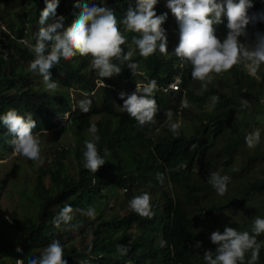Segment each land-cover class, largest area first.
Segmentation results:
<instances>
[{"label":"trees","instance_id":"1","mask_svg":"<svg viewBox=\"0 0 264 264\" xmlns=\"http://www.w3.org/2000/svg\"><path fill=\"white\" fill-rule=\"evenodd\" d=\"M88 2L114 10L118 27L126 37V43L121 47L125 52L134 49L132 37L139 34L126 31L120 21L130 3L135 7V0ZM77 3L82 4L83 0H59L57 15L65 17L66 26L80 15ZM0 4L16 8L13 13L5 12L7 31L0 29V116L9 109H15L25 117L31 115L37 124L34 133L43 135L57 127L55 118L67 115L69 123L66 127L74 138L71 148L55 142L52 148H41L45 162L33 167L35 182L32 186L27 187V177L18 179L21 187L10 182L16 196L20 195L19 203L24 209H13L9 215L11 223L4 220L0 212V264H17L18 260L27 264L29 257L39 256L54 238L61 241L68 264H205L203 258L197 261L190 247L202 234L206 240V233L213 228L223 232L225 225L220 215L232 208L251 211L247 221L227 225L241 231L252 229L254 215L264 218V178L244 184L239 197L233 194L232 201H225L224 197L215 195L207 176L203 181L200 174L191 173L190 163L195 159L202 167L211 166L205 138L209 127L217 139L223 132L233 131L239 116L245 115L251 121L256 113L259 114L261 107L257 106V101L264 100L262 92H254L255 96L251 98L258 111L240 108L241 97L249 100L253 95H245L248 94V83L244 82L247 73L242 65L225 72L232 79L229 92L211 87L201 88V93L196 95L191 89L197 81L191 78L190 65L181 62L173 53L179 42L176 45L177 40L172 34L174 25H170L171 17L167 13L161 27L166 31L168 53L161 54L157 50L143 58L136 50L132 61L138 64L137 71L141 76L122 65L119 75L100 78L91 67V56L77 54L67 60L61 58L53 67L51 79L58 87L49 91L41 76L27 70L34 58L28 46L35 43L40 11L46 6L44 0H0ZM253 4V9L264 7V0H253ZM154 11L157 15L166 13L159 4ZM222 19L224 22L216 26L221 38L226 33L227 23L226 17ZM256 30L264 31V23H258L255 28L249 26L250 34ZM259 75L264 82V74L259 72ZM177 76L180 77V90L169 96L154 97L158 105L157 123L139 128L122 108L120 93L131 94L139 81L147 83L154 79L157 85L166 86ZM70 90L74 91L72 95ZM213 95L219 97V102L215 109L206 112L208 116L204 120L190 111L196 105L202 107ZM86 98L92 103L90 111L84 113L78 101ZM185 99L189 104L187 108L182 105ZM168 109L173 111L174 117L180 113L200 120L190 136L181 132L174 135L169 130L164 123V113ZM95 117L99 118L93 121ZM93 123L101 138L98 151L105 160L95 174L83 167L82 157L84 141L90 139L88 129ZM244 134L230 137L226 146L216 151L227 158L224 173L231 177V182L235 173L232 168L234 156L246 144ZM57 137L58 134H54L53 141ZM11 139L0 122V161L13 154ZM214 152L213 149L212 157ZM258 158L263 159L262 156L247 157L242 170L254 167L252 164H256ZM180 165H186V169L182 170ZM24 169L23 164L15 173L22 176ZM194 176L200 179L195 180ZM5 192L6 180L1 178L0 195ZM145 192L151 196V218L141 217L129 208V201ZM65 204L73 207V220L57 229L53 218ZM89 207L95 209L94 219L80 211ZM257 240L262 245L257 264H264V233ZM118 245L128 247L127 254L118 252ZM204 245H207L206 241ZM18 248L21 251L18 252ZM249 257L250 253H246L245 264Z\"/></svg>","mask_w":264,"mask_h":264},{"label":"clouds","instance_id":"2","mask_svg":"<svg viewBox=\"0 0 264 264\" xmlns=\"http://www.w3.org/2000/svg\"><path fill=\"white\" fill-rule=\"evenodd\" d=\"M44 2L46 6L40 11L38 19L39 29L34 34L35 43L28 46L34 58L29 62L27 70L41 76L49 91H54L58 87V84L51 79L53 67L59 64L61 58L67 60L77 54L91 56V67L100 78L119 75L122 65H126L134 75L141 76V72L137 71L138 64L132 61L136 50L143 58L153 55L157 50L161 54L168 53L166 31L161 27L167 18V13L171 17L170 25L178 24L174 26L172 33L177 40L176 45L179 42L173 53L181 62L190 65L192 80L200 82L204 89L212 83L214 75L229 72L238 64L242 65L247 75L254 79H261L259 72L264 74V67L261 68L264 66V31L256 30L249 33V26L255 28L258 23H264V7L253 9V0H168L169 11L164 8L160 0H135V7L130 3L124 18L120 21L126 31L139 34L132 37L135 48H130L126 52L121 47L126 43V37L118 27L112 8L97 6L90 4L88 0H83L82 4L76 5L80 9V15L66 26L65 17L57 15L59 0H44ZM156 4L161 5L166 13L157 15L154 11ZM250 9L253 10L250 12ZM222 17H226L227 20L223 38L217 35L216 29L217 25L224 22ZM114 60L118 63H114ZM176 81L180 84V77H175L166 86L157 85L154 79L147 83L136 84V90L131 94L120 93V99L123 100L122 108L137 122L139 128L155 125L158 105L154 97H165L178 91L180 86L173 85ZM166 90L170 93L167 94ZM210 100L209 110L215 109L219 97L213 95ZM91 103V99L86 98L78 101V106L82 112L87 113L90 111ZM182 105L187 108L188 101L183 100ZM248 107H250L249 101L241 98L240 108ZM164 115L166 117L164 123L174 135L181 132L188 137L183 130L179 132L180 123L175 119L187 115L178 113L174 117L171 109L165 110ZM0 122L12 137L10 144L13 154L42 166L45 161L41 155L42 142L39 137L41 134L34 133L37 124L31 115L25 117L17 110L9 109L0 116ZM211 129L212 127H209L205 135L207 145L208 139L216 140L212 131L210 132ZM88 132L90 139L84 141L83 167L95 174L105 164V160L98 151L97 145L101 138L97 134L96 124H91ZM227 132L230 130L222 134ZM225 139H227L226 135ZM259 140V130H254L245 137L249 148L255 147ZM224 142L226 146L227 141ZM208 147L207 157L210 158L208 160L210 163L213 159L211 154L214 147L211 144ZM219 150L214 149L215 152ZM226 161L227 158L222 163L223 167ZM196 163L199 164L198 159L190 163L191 173L201 175L207 167ZM179 167H182V170L186 169V165ZM198 167L199 170H196ZM230 180V176L222 175L219 170L210 172L208 177V183L220 196L226 194ZM129 208L141 217L153 216L149 193L134 196L129 201ZM80 211L89 218H95L93 207ZM73 212V207L65 204L53 218L54 226L59 229L62 224L69 225L73 220ZM252 233L238 231L227 225L223 232L213 228L206 233V240L202 234L190 249L197 257V261L203 258L205 264H245L246 253H250L247 264H257L262 247L257 237L264 233V218L256 216L253 219ZM204 241L207 245H204ZM17 251L21 250L18 248ZM117 251L127 254L128 247L118 245ZM17 264H24V261L18 260ZM27 264H68V261L64 258L61 241L54 238L47 243L39 256L29 257Z\"/></svg>","mask_w":264,"mask_h":264},{"label":"rangeland","instance_id":"3","mask_svg":"<svg viewBox=\"0 0 264 264\" xmlns=\"http://www.w3.org/2000/svg\"><path fill=\"white\" fill-rule=\"evenodd\" d=\"M160 1L166 5V6L165 5L163 6L164 8L168 10L169 9L167 7L168 1L166 0H160ZM15 10L16 8L13 9L12 6H8L7 4H0V21H2L5 24V21H6L5 12L7 11V12L13 13ZM174 26H178V24H175ZM4 27L6 28L5 25ZM89 57L90 56H87V58ZM263 67L264 66H262L261 68ZM228 75L229 74L227 73H222L220 75H214V79L212 83L207 85V89L211 87H216L219 90H221V92L222 91L229 92L232 87V79L228 77ZM41 80L43 82L42 77H41ZM250 81H252V77L246 74V78L244 79V82H246V84L248 83L247 85L248 94L245 93V95L250 97V94H253L254 92H255L254 94L262 92L261 96L264 98L263 80L254 79V81H252L251 84H249ZM137 84H141V82L139 81L137 82ZM197 84H193L191 86V89L194 90L196 95L200 94L201 88H203L200 82L197 81ZM173 85H177L178 87L180 86L178 81H176L175 84ZM69 92L72 95L74 91L70 90ZM166 93L169 94L170 93L169 90H166ZM254 94L248 100L250 103V107L248 109L249 110L257 109L258 111L257 106H260L261 109L259 108V111H258L259 114L256 113V115L251 121H249V118L246 117L245 115L239 116L233 125V128H234L233 131L231 129V131L227 132V134L224 133L223 135H221L220 139H216V140L208 139V145L211 144L212 147H214V149L216 148L217 150H219L221 147L225 145L224 140L228 141L229 137L234 138L242 133H245L244 136L246 137L248 135L247 132L251 133L254 130H259L260 132V140H259V143L255 147L249 148L247 144H245L242 146V148L238 149L236 155L234 156V163L232 164V168L235 171L233 175L234 181L233 182L230 181V183L228 184V189H227L226 194L223 196H220L216 193V191H214L215 195L219 196V198L224 197L225 201H232L233 194L238 195L239 197L240 194L242 193V186L244 184H247L248 182H251L254 180L264 178V100L257 101L258 102L257 106L256 107L253 106L255 101L254 99H251V98L255 96ZM257 96H260V94ZM210 104H211V100L209 99L204 105H202V107L199 108L198 106H196L194 108H190V111L194 114H198V116L201 119H203L204 117L206 118L208 116L206 112L209 110ZM261 104H263V106ZM98 118L99 117L93 118V121L97 120ZM54 121L57 124V127L52 131L43 132V135L41 134L39 136L42 142L41 148L42 147L44 149H46L47 147L52 148V144L54 142L55 144L58 143L59 145H65L68 148H71V144L74 138L71 134V130H69V128L66 127V125L69 123L68 116L65 115L64 117L55 118ZM199 121L200 120H197L196 117L193 118L192 115L178 117L177 123L178 122L180 123L179 132L183 130L184 133L187 134V136H189L192 133L195 125L199 124ZM244 125H246V127H244ZM54 134H58L56 141H53ZM225 135L227 139H225ZM249 156L250 157L262 156L263 159L258 158L256 160V164L255 163L252 164V166L254 167L249 168L248 171L242 170L245 167L246 162H247V157ZM224 160L225 159L219 153L215 152L212 161H210L211 166H208L206 170L200 175L201 180L205 181V177L206 176L209 177L210 172L217 171V170H219L222 175H225L224 167L222 166V163L224 162ZM23 164L25 166L24 175L18 176L15 172L16 170H19L20 166L23 167ZM196 164L199 165L198 163ZM35 165H36L35 162L27 160L26 158L20 157L15 154L8 156V159L6 160L0 161V179L4 178L6 180V192L0 195V212L2 213V218H4V220H6L9 223H11V218L9 215L11 214V212H13V209L15 208H17L18 210L24 209V207L19 203L20 195L19 197L16 196V194L13 192L14 190L13 185L9 186L11 184L10 182L12 181V183H14V186H20V181L23 180L25 177H27L25 179L27 187L32 186L35 182V179L33 178V175H34L33 167ZM196 170H199V167ZM18 179H21V180H18ZM199 179L200 178L195 177V180H199ZM22 195L23 197H26L25 194H22ZM238 197L235 196L234 198L236 199ZM217 201L218 199H216V202ZM251 215H252L251 211L247 212L245 209L235 210L234 208H232V210H229L224 215H220V217L223 221V224L228 225L231 223L240 224L242 222H245L249 219ZM256 216L257 215H254L252 219H254ZM238 231H241V230H238ZM242 231H249L250 234H253L252 229L250 228H246Z\"/></svg>","mask_w":264,"mask_h":264},{"label":"built area","instance_id":"4","mask_svg":"<svg viewBox=\"0 0 264 264\" xmlns=\"http://www.w3.org/2000/svg\"><path fill=\"white\" fill-rule=\"evenodd\" d=\"M3 24H4L3 22H0V29H1L2 31H5V32H6V31H7V28H5V27H4L5 24H4V25H3ZM21 42L26 43L24 40H21Z\"/></svg>","mask_w":264,"mask_h":264},{"label":"bare ground","instance_id":"5","mask_svg":"<svg viewBox=\"0 0 264 264\" xmlns=\"http://www.w3.org/2000/svg\"><path fill=\"white\" fill-rule=\"evenodd\" d=\"M166 1H168V0H166ZM163 5H165L164 3H162ZM166 6V5H165Z\"/></svg>","mask_w":264,"mask_h":264}]
</instances>
